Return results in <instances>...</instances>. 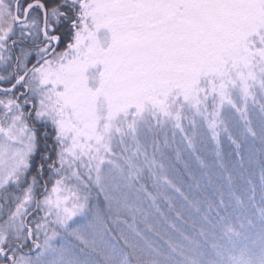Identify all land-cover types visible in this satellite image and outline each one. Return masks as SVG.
<instances>
[{
	"label": "snow or ice",
	"instance_id": "6c2138e0",
	"mask_svg": "<svg viewBox=\"0 0 264 264\" xmlns=\"http://www.w3.org/2000/svg\"><path fill=\"white\" fill-rule=\"evenodd\" d=\"M0 70V264H264V0H0Z\"/></svg>",
	"mask_w": 264,
	"mask_h": 264
},
{
	"label": "rangeland",
	"instance_id": "374dc122",
	"mask_svg": "<svg viewBox=\"0 0 264 264\" xmlns=\"http://www.w3.org/2000/svg\"><path fill=\"white\" fill-rule=\"evenodd\" d=\"M18 51V48L16 49ZM15 82L14 80L12 81V83ZM0 86L2 87H10L9 83H2L0 84ZM25 91V92H24ZM26 93L27 96L29 97V99L31 100V103H29L28 105H23L22 110L25 111V113L27 112H32V116L28 118V123L31 125L34 122V117H35V112H34V105L36 107L39 106L38 104V98H33L32 94L30 92H28L26 89L20 88L17 92H14L15 97H19L18 101L19 103L23 102V96H21V93ZM2 112H3V106H0V117H2ZM37 124L36 127L38 128ZM47 136L43 135L44 131H40L38 132V134L43 135L44 139H46L47 143H50V151L51 153H53L54 158L56 159V152L59 150V147L56 143L55 140V133H54V129L52 127L51 124L47 125ZM48 128L50 129V131L48 130ZM224 142L227 144L228 149L223 150L224 153V159L225 162L228 163L229 165H231L232 163L235 162V158L231 155L233 149L232 146L227 142V140L225 139ZM259 144H254V145H249L246 147L245 149V159H246V164L245 167L247 169H249L248 172L245 173V176L248 175H252L254 182L257 184V195H256V205H259V201H260V192H259V176H260V171H261V167H262V163L261 161L264 160V154H262L258 149H259ZM223 149V147H222ZM49 156V155H48ZM54 159V160H55ZM251 161L250 163H248V161ZM195 168V166H193ZM213 172H215V170H213ZM199 175V173H197ZM51 187V186H50ZM43 189L41 188L40 191H42ZM102 200V197H101ZM37 213H33L31 216H29L27 219L29 221H33L36 219L37 217ZM39 215H43V213H39ZM34 226V225H33ZM27 245H31V239L28 240ZM27 246L25 247V249H23L24 252H27ZM2 259V258H0Z\"/></svg>",
	"mask_w": 264,
	"mask_h": 264
},
{
	"label": "trees",
	"instance_id": "16d2710c",
	"mask_svg": "<svg viewBox=\"0 0 264 264\" xmlns=\"http://www.w3.org/2000/svg\"><path fill=\"white\" fill-rule=\"evenodd\" d=\"M21 3H24V0L21 1ZM22 5V4H21ZM36 12H39V10H35ZM42 15V14H41ZM57 25L55 26L56 29ZM60 28L62 30V39L64 40L63 45L61 46V48H64L65 46V42H66V37H67V32H68V26L66 24H60ZM56 33H59L58 31L55 30ZM63 50V49H62ZM15 53L18 54V51L16 49H14ZM14 83V82H13ZM2 84V83H0ZM9 86H11L9 84ZM17 92V91H15ZM12 95V94H10ZM5 97L3 96V93H0V99H4ZM38 129L42 132V131H47V128L45 129L43 125H38ZM48 130L50 131V129L48 128ZM50 143H47L46 139H44L43 135L38 134V149L36 151V153L34 154V156L31 158V164H32V168L30 169V172L32 174H35L36 169H37V165H39L40 163H44L45 164V170H44V177L43 180H47L49 172L47 169V164L51 163L52 160H54V156L53 153H51L50 151ZM223 149L222 150H226L228 149V146L225 142H223L222 145ZM43 155H49L48 157L50 158L47 161H43L41 159V157ZM43 180H41V184L43 183ZM51 186V182L49 183V188Z\"/></svg>",
	"mask_w": 264,
	"mask_h": 264
},
{
	"label": "flooded vegetation",
	"instance_id": "af4514ba",
	"mask_svg": "<svg viewBox=\"0 0 264 264\" xmlns=\"http://www.w3.org/2000/svg\"><path fill=\"white\" fill-rule=\"evenodd\" d=\"M22 0H20V2H21ZM22 4V6H24V3H21ZM49 31H50V33L52 32V29L50 28L49 29ZM56 31H58L59 33H54V34H56V35H60L61 37H62V30H61V28H60V25H57V27H56ZM41 38H43V37H41ZM62 41L64 42V40L62 39ZM63 42L57 47V50L58 51H60V50H62L63 48H61V46L63 45ZM53 46H56L55 44L53 45ZM35 61L34 60H32L31 61V63H29V67H31L32 66V63H34ZM4 74V72L2 71V70H0V75H3ZM20 89V87H18V89L17 90H15V91H18ZM14 91V92H15Z\"/></svg>",
	"mask_w": 264,
	"mask_h": 264
},
{
	"label": "bare ground",
	"instance_id": "6f19581e",
	"mask_svg": "<svg viewBox=\"0 0 264 264\" xmlns=\"http://www.w3.org/2000/svg\"><path fill=\"white\" fill-rule=\"evenodd\" d=\"M29 66V65H28ZM25 92V91H24Z\"/></svg>",
	"mask_w": 264,
	"mask_h": 264
}]
</instances>
